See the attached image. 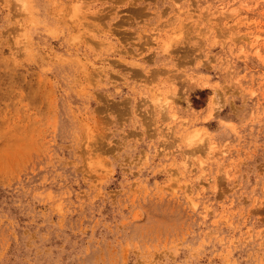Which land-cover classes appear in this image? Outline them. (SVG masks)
Masks as SVG:
<instances>
[{"label": "rangeland", "instance_id": "374dc122", "mask_svg": "<svg viewBox=\"0 0 264 264\" xmlns=\"http://www.w3.org/2000/svg\"><path fill=\"white\" fill-rule=\"evenodd\" d=\"M0 264H264V0H0Z\"/></svg>", "mask_w": 264, "mask_h": 264}, {"label": "bare ground", "instance_id": "6f19581e", "mask_svg": "<svg viewBox=\"0 0 264 264\" xmlns=\"http://www.w3.org/2000/svg\"><path fill=\"white\" fill-rule=\"evenodd\" d=\"M166 98V97H165ZM169 98V97H168ZM168 100V99H167ZM167 103H168V101H167ZM167 103H166V105H167Z\"/></svg>", "mask_w": 264, "mask_h": 264}]
</instances>
